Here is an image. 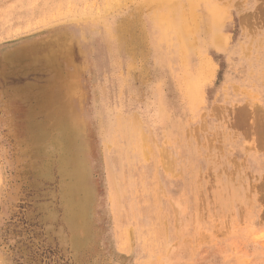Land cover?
Here are the masks:
<instances>
[{"label":"rangeland","instance_id":"1","mask_svg":"<svg viewBox=\"0 0 264 264\" xmlns=\"http://www.w3.org/2000/svg\"><path fill=\"white\" fill-rule=\"evenodd\" d=\"M154 1L0 0V264H264L262 0H166L192 31L167 43Z\"/></svg>","mask_w":264,"mask_h":264},{"label":"bare ground","instance_id":"2","mask_svg":"<svg viewBox=\"0 0 264 264\" xmlns=\"http://www.w3.org/2000/svg\"><path fill=\"white\" fill-rule=\"evenodd\" d=\"M26 1V0H23ZM55 2V0H53ZM30 2V0H29ZM37 2V1H36ZM44 2V1H43ZM189 2V1H188ZM191 6H193L197 0H190ZM20 3V2H19ZM34 3V2H33ZM46 3V1L44 2ZM156 5V11H159L158 14L153 17V23L155 28L158 29L157 33V40H161V42H169L170 40H175V41H182L186 42L187 39L190 38V29L186 28L184 17L179 15L177 17H174V14L172 11L166 12V6H170L169 4H166L167 1L165 0L164 2L159 3L158 0L153 2ZM30 4V3H28ZM36 4V3H35ZM51 5V1L49 2ZM53 4V3H52ZM55 4V3H54ZM263 4V14H264V0H262ZM25 5V4H24ZM45 5V4H44ZM48 5V4H47ZM46 5V6H47ZM22 6V5H21ZM29 6V5H28ZM161 6H164V8L161 9ZM18 7V5H17ZM32 9V5L30 6ZM55 7V6H54ZM148 7V6H147ZM149 8V7H148ZM17 9V8H16ZM29 9V7H28ZM35 9V8H33ZM38 11V10H37ZM46 11V10H44ZM212 11V10H211ZM17 12V11H16ZM20 12V11H19ZM18 12V13H19ZM28 12V11H27ZM35 12V11H34ZM58 12V11H55ZM255 12V11H254ZM17 13V14H18ZM217 13V12H216ZM216 13H214V17H216ZM61 14V13H60ZM20 15V14H19ZM29 15H31L29 13ZM34 14H32L33 16ZM46 15V14H45ZM17 16V15H16ZM27 16V15H26ZM32 16H30L32 18ZM20 17V16H19ZM23 17V16H22ZM25 17V16H24ZM252 17V16H251ZM250 18V17H249ZM28 19V18H27ZM254 19V18H253ZM251 20V19H250ZM196 24V23H195ZM218 24V19H216L215 26ZM186 39V40H185ZM191 40V39H190ZM189 42V41H188ZM173 43V42H172ZM182 44V43H181ZM174 45V43L172 44ZM171 45V46H172ZM130 47V46H129ZM190 47V46H189ZM70 51V49H69ZM71 53V52H70ZM119 54V53H118ZM71 57V56H70ZM205 62V61H204ZM52 64V63H51ZM50 64V65H51ZM184 64V63H183ZM49 65V66H50ZM205 73V70H203ZM201 74V73H200ZM209 76V75H207ZM206 78V77H205ZM204 76L202 75L199 81H202L205 79ZM196 80V79H195ZM198 81L197 80L194 82L196 84ZM206 83V82H205ZM194 90V89H193ZM196 92V91H195ZM196 97V96H195ZM54 104H56L55 100H52ZM74 112V109L71 107L68 111L66 110L64 112V115L61 116V118L55 117V122L57 123L56 127L58 128V133L60 135L58 143L60 145V153L61 157L63 158V162L61 164L62 169H68L71 171V183L67 187V200L69 203V215H70V222L72 223V227L74 231L76 232V238H79V240H82L84 238L85 232L82 230V234L79 235V232L81 228H83V223L82 224H77V220L82 221L83 213L85 210V204L88 199V191H87V186L85 182L86 174L87 172H84V164H82L77 158L80 156H77L79 151L84 149V144H83V139H82V130H83V124L82 120H79L78 118H75L72 116ZM56 115V113H54ZM136 122V120H135ZM130 123V122H129ZM118 124V123H117ZM114 125V124H113ZM121 125V124H120ZM125 125V124H124ZM128 125V124H127ZM126 125V126H127ZM119 126V125H118ZM129 127V126H128ZM117 128V127H116ZM119 128V127H118ZM124 128V127H123ZM127 128V127H126ZM125 129V128H124ZM139 129V128H138ZM137 129V130H138ZM121 130V129H120ZM126 130V129H125ZM115 131V130H114ZM139 131H137L138 133ZM118 133V131H117ZM134 133V132H133ZM136 133V134H137ZM143 134V133H142ZM120 135V134H119ZM127 135H129L127 133ZM133 135V134H132ZM138 135V134H137ZM131 136V134H130ZM134 136V135H133ZM140 136V134H139ZM148 136V135H146ZM129 137V136H128ZM141 137V136H140ZM132 138V137H131ZM146 139V138H145ZM148 139V137H147ZM116 140V139H115ZM123 140V139H122ZM134 141V140H133ZM140 141V139H139ZM166 141V140H165ZM164 141V142H165ZM138 142V141H137ZM147 142V141H146ZM161 142V141H160ZM116 143V142H115ZM145 143V142H144ZM148 143V142H147ZM146 143V144H147ZM154 143V142H153ZM117 144V143H116ZM129 144V143H128ZM149 144V143H148ZM133 146V145H131ZM156 146V145H155ZM152 147V146H151ZM121 148V147H120ZM142 148V147H141ZM164 147L162 146V149ZM130 149V148H129ZM145 149V148H143ZM152 149V148H151ZM154 149V148H153ZM117 150V149H116ZM128 150V149H127ZM146 150V149H145ZM159 150V149H158ZM119 151V150H118ZM82 152V151H81ZM110 152V151H109ZM150 153V152H149ZM154 153V152H153ZM162 153V152H161ZM159 153V154H161ZM147 154V153H146ZM79 155V154H78ZM81 155V154H80ZM122 155V154H121ZM156 155V152H155ZM163 155V154H162ZM84 156V155H83ZM105 154H103L104 158ZM113 156V155H111ZM143 156V155H142ZM152 156V155H151ZM150 154L148 155L150 159ZM165 156V155H164ZM161 157V155H160ZM168 157V156H167ZM68 158V159H67ZM110 158V157H109ZM158 158V157H157ZM166 158V156H165ZM85 159V158H84ZM131 159V158H129ZM148 159V160H149ZM111 160V159H110ZM122 160V159H119ZM169 161V160H168ZM86 162V161H85ZM133 162V161H132ZM145 162V161H144ZM171 162V161H170ZM106 163V162H104ZM103 163V164H104ZM129 163V162H128ZM166 163V162H165ZM122 164V163H121ZM130 164V163H129ZM142 164V163H140ZM145 164V163H144ZM119 165V164H118ZM122 166V165H121ZM143 166V165H142ZM148 166V165H147ZM150 166V165H149ZM89 168V166H88ZM110 168V167H109ZM166 168V167H165ZM146 169V168H145ZM152 169V168H151ZM170 169V168H169ZM168 169V170H169ZM156 171V170H155ZM170 171V170H169ZM124 172V171H123ZM67 173V172H66ZM149 173V172H148ZM88 174V173H87ZM146 174V173H145ZM158 174V172H157ZM67 175V174H66ZM147 175V174H146ZM123 177V176H122ZM147 179V178H146ZM107 186V185H106ZM125 186V185H124ZM108 189V188H107ZM93 191V190H92ZM115 191V190H114ZM125 191V190H124ZM162 193V191H161ZM90 198V197H89ZM119 198V197H118ZM126 199V198H125ZM111 201V200H109ZM120 202V201H119ZM127 202V201H126ZM160 202V201H159ZM89 205V204H88ZM134 207V206H133ZM147 207V206H146ZM161 208V207H160ZM113 211V210H112ZM146 213V212H145ZM68 215V214H67ZM128 215V214H127ZM129 216V215H128ZM117 217V216H116ZM131 218V217H130ZM86 219V218H85ZM118 219V218H117ZM87 220V219H86ZM161 220V219H160ZM116 222V221H115ZM142 223V222H141ZM152 223V222H151ZM159 223H161L159 221ZM131 224V223H130ZM129 224V225H130ZM90 225V224H89ZM119 225V224H118ZM126 227V226H125ZM155 228V227H154ZM115 229V228H114ZM129 231V230H128ZM140 233V232H139ZM129 234V232H128ZM141 235V234H140ZM122 236V235H121ZM120 238V237H119ZM157 239V238H156ZM75 242V241H74ZM79 242V241H78ZM85 242V241H84ZM83 242V243H84Z\"/></svg>","mask_w":264,"mask_h":264}]
</instances>
